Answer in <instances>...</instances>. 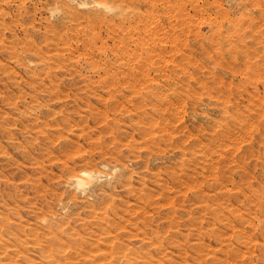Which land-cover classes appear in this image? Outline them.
<instances>
[{"label": "rangeland", "instance_id": "1", "mask_svg": "<svg viewBox=\"0 0 264 264\" xmlns=\"http://www.w3.org/2000/svg\"><path fill=\"white\" fill-rule=\"evenodd\" d=\"M0 264H264V0H0Z\"/></svg>", "mask_w": 264, "mask_h": 264}, {"label": "bare ground", "instance_id": "2", "mask_svg": "<svg viewBox=\"0 0 264 264\" xmlns=\"http://www.w3.org/2000/svg\"><path fill=\"white\" fill-rule=\"evenodd\" d=\"M91 173H92V172H89V177H90V174H91ZM86 174H87V172H86ZM87 175H88V174H87ZM93 175H94V173H93ZM80 177H81V176H80ZM80 177H79V178L76 177L77 180H78L76 186H77L78 188H84V185H85L84 183H85V180H86V179L84 178L85 180H83V178L81 177V178H82V179H81ZM83 177H85V175H84ZM89 177H88V178H89ZM94 177H95V176H94ZM86 178H87V177H86ZM92 178H93V177H92ZM89 179H90V178H89ZM84 190H86V189L84 188ZM82 191H83V190H82Z\"/></svg>", "mask_w": 264, "mask_h": 264}]
</instances>
